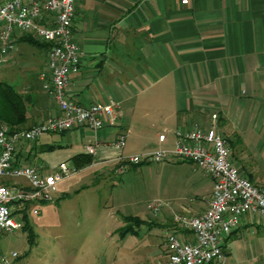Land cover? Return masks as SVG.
I'll return each instance as SVG.
<instances>
[{
  "label": "crops",
  "instance_id": "0c3cea01",
  "mask_svg": "<svg viewBox=\"0 0 264 264\" xmlns=\"http://www.w3.org/2000/svg\"><path fill=\"white\" fill-rule=\"evenodd\" d=\"M73 31L84 55L80 72L72 76L70 96L84 105L119 100V121L97 131L77 126L44 133L40 142L23 141L17 147L16 164H33L49 172L61 161L72 163L75 155L88 153L89 142H97L92 163L83 169L116 167L119 155L158 147L165 130L173 146L176 129L187 130L194 124L209 127L217 114V129L232 143L234 163L264 187V0H189L187 4L181 0H76ZM26 34L15 30L16 48L3 61L9 64L6 77L18 72L23 79L16 89L28 100L24 128L61 114L43 88L41 73L47 67L48 49L29 42ZM158 118L163 127L151 140L148 130ZM122 130L133 136L138 147L126 144L120 150L111 145ZM171 166L178 170L172 187L188 198L173 213L202 214L214 189L212 177L191 161H171ZM28 210L29 206L24 211ZM172 215L156 222L163 232L154 228L155 221L141 217L150 227L146 233L163 237L152 249L140 252L147 264H167L169 233L195 239ZM224 250L234 264H264L263 217L245 213L226 236Z\"/></svg>",
  "mask_w": 264,
  "mask_h": 264
},
{
  "label": "built area",
  "instance_id": "2783aa9c",
  "mask_svg": "<svg viewBox=\"0 0 264 264\" xmlns=\"http://www.w3.org/2000/svg\"><path fill=\"white\" fill-rule=\"evenodd\" d=\"M183 4L189 0H181ZM76 0H3L0 2V63L16 48L15 30L32 34L51 44L47 67L41 73L43 88L61 109V114L30 127H14L0 120V178H25L26 184L0 182V235L23 228L24 221L15 217L29 206L40 213L37 205L53 201L58 184L77 172L73 163L61 161L56 167L43 172L37 165L16 164L17 147L23 141L35 142L47 132H64L77 126H88L97 131L116 125L121 116V102L117 99L84 105L69 94L72 76L80 72L84 51L75 41L73 24ZM214 123L209 127L194 124L187 130L176 129L173 146L169 145L167 130L159 135L160 145L152 150L132 155H119L117 170L125 172L131 165L141 163L185 160L203 169L214 181L209 206L202 214L174 213L173 220L191 231L195 239L183 240L169 233L166 246L167 264L224 263V240L240 223L247 212L259 213L264 219V187L256 185L242 174L232 159L226 137ZM128 132H119L111 145L124 149ZM100 143L89 142L86 150L95 154ZM162 201L150 203L155 212ZM17 251L0 248V264H20Z\"/></svg>",
  "mask_w": 264,
  "mask_h": 264
},
{
  "label": "rangeland",
  "instance_id": "374dc122",
  "mask_svg": "<svg viewBox=\"0 0 264 264\" xmlns=\"http://www.w3.org/2000/svg\"><path fill=\"white\" fill-rule=\"evenodd\" d=\"M8 65L0 63V80L20 89L22 76L18 77L15 72L14 77H6ZM154 120L157 121L148 130L151 140L158 137L159 129L163 127L160 118ZM56 136L62 137L60 134ZM134 145L138 147L139 143L128 134L126 147ZM177 174L178 170L171 166V161L131 165L123 173L117 170V166L102 170L82 168L58 184V190L66 192H57L53 201L37 205L38 215L32 209L27 211L29 224L36 234L33 243L28 239L29 230L19 228L0 235V248L17 251L20 264H147L140 252L146 251L142 250L145 248L152 249L153 244L163 238L162 234L146 233L147 223H132L136 232L123 233L128 224L123 216L153 220L155 229L165 231L156 222H161L165 214L174 215L172 210L188 201L185 194L178 193L180 190L171 185ZM0 182L28 181L21 177H2ZM157 201L164 205L155 212L148 205ZM15 217L25 223L24 215L17 212ZM229 262L234 264L227 256L224 264Z\"/></svg>",
  "mask_w": 264,
  "mask_h": 264
},
{
  "label": "trees",
  "instance_id": "16d2710c",
  "mask_svg": "<svg viewBox=\"0 0 264 264\" xmlns=\"http://www.w3.org/2000/svg\"><path fill=\"white\" fill-rule=\"evenodd\" d=\"M27 39L34 45L44 46L46 49H49L51 44L45 41H40L34 38L32 35L26 34ZM27 97L25 94L21 93L16 89L15 86L8 83L7 81L0 80V120L6 121L14 127H23L28 120L27 116ZM65 132V131H64ZM230 146L232 143L228 138H226ZM55 146H48L47 148H53ZM93 161V157L89 153H79L72 157V163L80 170L90 165ZM145 163L137 164L136 166L142 165ZM68 195V194H67ZM66 195H64L65 197ZM47 202V201H46ZM125 221L128 222L123 228V233L136 232L134 224L142 225L146 220L142 219L139 216L127 215L123 216ZM25 224L23 228L28 231V239L31 243L35 241L36 234L29 224L27 211H24ZM134 223V224H132ZM138 232V230H137Z\"/></svg>",
  "mask_w": 264,
  "mask_h": 264
}]
</instances>
